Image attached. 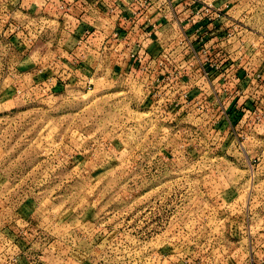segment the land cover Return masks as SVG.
<instances>
[{"label":"rangeland","instance_id":"obj_1","mask_svg":"<svg viewBox=\"0 0 264 264\" xmlns=\"http://www.w3.org/2000/svg\"><path fill=\"white\" fill-rule=\"evenodd\" d=\"M211 1L230 21L225 40L263 57L264 0ZM63 13L28 27L0 13V264H243V250L264 244V162L251 151L264 153V125L251 130L244 117L226 130L208 97L191 110L174 93L175 76L186 82L198 66L176 61L189 56L181 50L158 51L159 82L155 65L144 74L135 60L129 72L137 53L113 56L99 36L86 78L69 68L58 83L27 78L33 63L37 78L49 66L62 78ZM127 32L125 42L142 45L140 32ZM156 36L171 40L167 30ZM252 135L260 142L248 149Z\"/></svg>","mask_w":264,"mask_h":264},{"label":"crops","instance_id":"obj_2","mask_svg":"<svg viewBox=\"0 0 264 264\" xmlns=\"http://www.w3.org/2000/svg\"><path fill=\"white\" fill-rule=\"evenodd\" d=\"M150 1L153 2L154 0ZM137 4L138 0H0V13L5 12L8 15H12L13 18L17 17V24L21 19L22 22L31 24L33 21L41 19V16L44 15L48 19L50 18L49 20L52 21L51 19L53 17H56L58 10H64V13L59 18L61 19V36L63 38L65 37L66 42L70 43V45H67L65 47V50H56V52L65 51L64 54L59 53L61 57L60 62H62L63 59L67 58V61L64 62L65 64L62 65L65 68V70H63L60 74L62 78L58 80L59 76L56 75V77H53L54 73L52 71V66H49L48 69L45 70L42 77L40 76L37 78L35 74L37 66L35 63L27 65L28 71L25 73V75L28 76L27 78H34L36 82L44 80L47 82L49 81V83H58L60 81H63V79L67 80V77H64L67 68L71 70V73H73L74 76L86 78L87 67L90 66L88 64L89 59L93 57L91 59L92 64H96V59L98 56L96 49L99 48L96 46V44L98 43L96 42V40H98L96 37L99 36H102V38L104 39L102 41L103 46H109V48L107 49L112 51L111 54L113 56L115 55L114 52H119L123 49L131 51L134 54L137 53V55L140 54L139 52L145 51L141 55V57L143 58V63L152 66V63L149 62V59L157 57L156 55L159 53L158 51L164 49L163 42L159 40L160 38H158L156 34H158L159 31H161V33L165 32L166 30L168 31L171 28L172 23L169 18L163 16V13L158 12L159 10L157 9V7H155L158 6V4L154 5L147 13L140 16L136 13V11L138 10ZM147 14H149L148 18ZM144 22L147 23H145L142 27L141 23ZM195 27L197 26H194V28ZM129 28L132 32L134 31V33L137 32L139 34L140 32L144 39L142 45L138 41H135L132 44L124 41L128 37V35L131 34V32L124 33V31L128 30ZM142 28L146 29L145 32H143ZM173 28H175L174 25ZM186 28L191 29L190 26H187ZM149 31H151V34H148ZM219 31L220 29H214L207 32L205 41L207 47L212 44V42L207 39H212L213 37L217 36ZM118 32L120 37L124 36L122 38L123 41L114 39L116 38ZM86 34H89V36L86 37ZM188 34L192 38L195 37V35L192 34V29L188 31ZM170 35L172 36V32L170 33ZM239 35H241V31ZM216 38H219V36ZM74 44L77 45L75 49L72 48ZM248 46L249 45L245 46L244 42L239 41L215 43L212 48V53L215 58L214 60L221 61L222 58H224V60L226 58L227 63H225V65H234L236 76L239 79V89L242 92V96L239 99V104H242V110L250 115V121H252L257 115H259L261 122L264 125V109L262 110V107H256L257 100L254 104L253 97L249 98V96H247L253 95L255 99L258 98L257 89L261 88L262 86H260V83L262 81L264 82V56H256V51L253 52L254 48L249 49ZM195 47L197 48L198 45H195ZM76 49L78 50V54L81 55L80 57L77 53L73 52ZM68 51L71 52L68 53ZM93 53L97 56L92 55ZM53 54L58 53L50 51L49 53L45 54L47 57L49 56L48 58L51 63L53 62ZM73 54L74 57H72ZM135 60L136 59L134 58V55H130L127 63H124V69L131 72L136 67L137 63H135ZM71 64L75 65L70 66ZM256 75H260V81L255 79ZM68 76L72 75L68 74ZM245 85L246 88L244 89ZM251 85H254V87L252 88ZM262 85L264 86V84ZM249 88H252V93L247 94L246 92ZM191 92H193L194 95L196 89L192 90ZM263 101L264 99L261 100L262 103ZM249 104H251V106ZM239 115H242V113H239ZM263 130L264 128L261 129V131ZM230 139L231 137L227 138L228 142L230 141ZM244 141H246L244 143V146H247L248 149L250 146L257 147L260 142V140L258 138L256 139L254 135H252L251 138H246V140ZM248 149L242 151L244 154L247 153L245 155H242V157H246L249 160L250 155L248 151H246ZM251 151H253V156L261 160V163L264 162V153L257 155L259 153V150ZM260 247L261 248L256 247V249L252 250V255H250L248 251L243 250L246 257V260L243 262V264H264V244Z\"/></svg>","mask_w":264,"mask_h":264},{"label":"built area","instance_id":"obj_3","mask_svg":"<svg viewBox=\"0 0 264 264\" xmlns=\"http://www.w3.org/2000/svg\"><path fill=\"white\" fill-rule=\"evenodd\" d=\"M150 0H138V10L136 11L137 15H142L145 5ZM158 4V12L163 13V16L169 18L171 21V28L168 30L169 33L172 32L171 40L163 43L164 48L168 50H181L186 51L185 53L189 56H184L182 59L176 61H182L181 63H195L198 67L194 66L192 73L189 74L186 82L183 81V76H175V91L180 99H188L189 107L191 110L199 111L201 108L205 109V105L202 101L199 100L203 96L204 99L207 97L213 100L212 103H206V106H212L213 109L216 108L219 112L220 119L218 123H222V128L226 130L233 131L235 128L241 125H234L235 120H238L241 123V119L244 117L248 118L250 115L242 110L240 107L242 104H239V99L241 98L242 92L239 89V79L236 76V71L234 65H225L227 59L222 58L221 61L214 60V55L212 53V48L215 43H222L228 40L222 36L225 31V26L230 22L226 19L223 11L216 8L211 0H156V5ZM181 12L187 13L182 14L184 19L179 21ZM45 18L41 16V19ZM172 19H175L172 20ZM173 25L175 28H173ZM26 26H31L26 24ZM190 26L192 29V34L195 35L194 38L190 37L186 27ZM194 26H197L194 28ZM217 27V28H216ZM211 28V29H209ZM238 26H235L233 30L238 32ZM220 29L217 36L212 39H207L212 42L210 46H206V35L207 32ZM232 35L229 34V36ZM219 38H216L218 37ZM219 39V40H215ZM195 45H198L196 48ZM164 50V49H163ZM168 60L172 61V59ZM136 60L140 64L141 68L143 67L144 74H153L152 66L155 65L158 68L157 81L163 82V69L164 62L162 55L149 59V62L152 63V66H149L143 63V58L140 55H136ZM175 61V62H176ZM255 79L258 81L261 80L260 75H256ZM196 92L193 95L192 90ZM253 103L257 99L253 95ZM233 109V111H232ZM184 110V109H183ZM231 110V112H230ZM239 115V113H243ZM238 113V114H237ZM260 116L257 115L252 121H250L251 130L259 128L262 126ZM249 125V126H250ZM264 127H262L263 129Z\"/></svg>","mask_w":264,"mask_h":264}]
</instances>
